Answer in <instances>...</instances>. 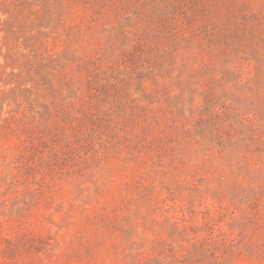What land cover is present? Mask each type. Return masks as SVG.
I'll use <instances>...</instances> for the list:
<instances>
[{
	"label": "rangeland",
	"instance_id": "rangeland-1",
	"mask_svg": "<svg viewBox=\"0 0 264 264\" xmlns=\"http://www.w3.org/2000/svg\"><path fill=\"white\" fill-rule=\"evenodd\" d=\"M0 264H264V0H0Z\"/></svg>",
	"mask_w": 264,
	"mask_h": 264
}]
</instances>
